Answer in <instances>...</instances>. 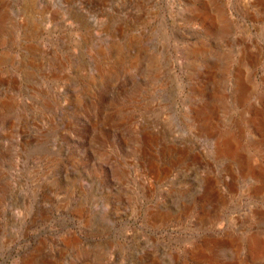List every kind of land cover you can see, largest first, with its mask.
I'll return each mask as SVG.
<instances>
[{
    "label": "rangeland",
    "instance_id": "1",
    "mask_svg": "<svg viewBox=\"0 0 264 264\" xmlns=\"http://www.w3.org/2000/svg\"><path fill=\"white\" fill-rule=\"evenodd\" d=\"M0 264H264V0H0Z\"/></svg>",
    "mask_w": 264,
    "mask_h": 264
}]
</instances>
